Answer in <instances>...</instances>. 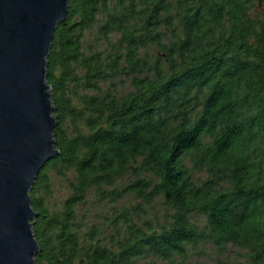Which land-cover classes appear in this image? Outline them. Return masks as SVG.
Segmentation results:
<instances>
[{"label": "trees", "instance_id": "trees-1", "mask_svg": "<svg viewBox=\"0 0 264 264\" xmlns=\"http://www.w3.org/2000/svg\"><path fill=\"white\" fill-rule=\"evenodd\" d=\"M46 81L59 154L29 192L35 264H188L208 244L264 264V0H70ZM90 194L109 207L87 224Z\"/></svg>", "mask_w": 264, "mask_h": 264}, {"label": "water", "instance_id": "water-1", "mask_svg": "<svg viewBox=\"0 0 264 264\" xmlns=\"http://www.w3.org/2000/svg\"><path fill=\"white\" fill-rule=\"evenodd\" d=\"M70 0H0V264H35L29 192L56 157L47 58Z\"/></svg>", "mask_w": 264, "mask_h": 264}, {"label": "rangeland", "instance_id": "rangeland-1", "mask_svg": "<svg viewBox=\"0 0 264 264\" xmlns=\"http://www.w3.org/2000/svg\"><path fill=\"white\" fill-rule=\"evenodd\" d=\"M255 12L258 14L263 13L261 6H257ZM194 177L198 179H205L207 174L204 170H199L194 173ZM50 190L51 193L49 196H46L48 199V205L52 209L60 210L64 199L70 194L68 190L67 178L62 176H56L51 174L50 176ZM123 183V182H121ZM120 183V184H121ZM119 184V186H120ZM134 201L125 196L122 199L118 200L116 203L117 206H122L123 204H131ZM108 202L97 200L93 194H90L86 197L84 204L78 205L76 210L84 223L92 224L98 223L100 219L99 216L106 215L108 212ZM155 211L163 212V208L160 205H156ZM199 221H202V218H197ZM203 255L194 254L191 256L188 264H247L244 252L232 245L226 246L223 251H217L212 245L208 244L203 247ZM141 264H167L163 261L150 257L148 259L142 260Z\"/></svg>", "mask_w": 264, "mask_h": 264}]
</instances>
